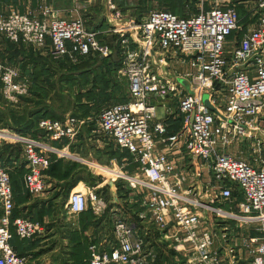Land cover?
<instances>
[{
	"label": "built area",
	"instance_id": "1",
	"mask_svg": "<svg viewBox=\"0 0 264 264\" xmlns=\"http://www.w3.org/2000/svg\"><path fill=\"white\" fill-rule=\"evenodd\" d=\"M91 2L73 0L66 9L78 16L69 18L52 4L21 12L0 0V37L73 64L87 56L115 54L118 73L127 82V101L105 106L93 131L130 158L96 166L132 191L139 209L135 221L115 217L106 236L89 241L87 263L152 264L156 253L149 235L157 230L178 250H189L193 264H264V127L258 125L264 104V0H198L195 12L181 16L152 9L138 23L110 3L113 18L121 23L113 28L118 34L113 47L99 40L81 16ZM238 5L252 7L249 15L255 20L227 47L231 33L243 29ZM176 65L187 70L170 75L166 70ZM28 81L0 63L5 99L16 101V95L26 93ZM152 100L164 111L160 120ZM175 116L182 118L181 126L168 133ZM89 121L91 117L72 115L41 118L37 126L44 140L0 134V145H21L28 196L45 192L52 155L71 157L50 142L74 140ZM247 139L257 154L253 159L259 157L261 164L225 151L232 141ZM131 164L133 169H127ZM107 206L93 188L71 191L64 204L73 216L90 208L98 217ZM0 207V264H30L31 255H19L10 241L13 234L35 240L44 226L13 216L11 179L1 155Z\"/></svg>",
	"mask_w": 264,
	"mask_h": 264
},
{
	"label": "crops",
	"instance_id": "2",
	"mask_svg": "<svg viewBox=\"0 0 264 264\" xmlns=\"http://www.w3.org/2000/svg\"><path fill=\"white\" fill-rule=\"evenodd\" d=\"M52 1L54 0H10L5 2L9 3L18 11L22 12L27 8L36 9V7L41 4H53ZM66 3H68V0L62 2V4ZM251 8L252 7H250L249 5L237 6V16L243 28L240 31L241 33H243L250 26L253 20H255L254 18L252 19L249 15V10ZM59 14L62 17L69 18H75L78 16L75 11H69L68 9L64 8L59 11ZM93 22L96 23L97 26L91 27L93 28V31L99 33L97 34V38L102 42H107L106 39L108 36L113 35L114 37L115 34H117L113 32V28H115L116 25L111 26L110 22ZM117 38L118 37H115V39ZM235 38H237L236 33L228 37L226 46L229 47L231 45V41H233ZM107 43L111 47L114 46V43ZM85 61L88 67H85L83 69H73L72 67L75 64H71L67 62V60H64L62 58L54 59L52 57L46 56L42 51L36 50L35 48L23 44L22 42H15L7 38L0 37V63L17 70L19 76H26L29 79V85L26 93L16 95V101L5 99L4 96L0 94V100L4 101L3 105L0 101V134H2L3 132L18 133L16 130L17 128L21 127L22 124L19 119L24 117V122L33 120L36 111L42 107L41 102L38 104L39 101H36L37 98L41 97V94H39V96L36 98L35 94L30 89L32 85L30 76H54V78L55 76H80L83 71L87 70L90 73V76H111L109 77V86L105 91L106 93L111 94L113 89V79L115 78V76L120 75L118 73L120 62L117 56L115 54H112L109 58H87ZM185 70H187V67L185 65H176L174 66V69L168 68L166 71L170 75H176L182 74ZM89 83L90 84L86 85V88L92 87L93 81ZM42 86L44 87V89L42 90V95H44L45 97V103H51V98H53L55 94L63 96V92L56 87L52 90L51 88H47L46 83L42 84ZM93 90L95 94H97L100 90L96 83L93 86ZM42 91L39 90L38 93H41ZM152 101H155L160 105V102L158 100ZM57 104L58 103L55 100L53 105L56 106ZM59 104L60 108H58L55 113L57 114V116H63V118L70 115V110H72L73 112L76 107L74 105V99L73 102H71L69 105L70 112H66L63 109V101ZM176 119H178L177 116L174 117V124L169 126L168 133L173 132L172 130L175 128H179L175 124L178 121ZM258 125L262 128L264 127V104L261 110V114L259 115ZM96 127V123L89 125L87 124L83 127L79 135L74 140L68 141L67 139H63L61 141L50 142L58 148L63 147L64 151H66V153L71 157H57L55 155H52L55 156V158L53 159V164H51V167L53 166L51 168V173H48V171L47 173H45L47 188L43 195L38 198L31 199L30 197L25 195L23 174L26 169L25 162L23 161L22 157V152L20 151L19 156L16 155V151L12 152L13 147L21 149V145H13V143L8 142H6L5 146L3 145L4 142H2V145H0V150L2 152L1 157L9 171L11 178L15 212L18 215L30 216L34 211H41L39 209H48L47 212L42 215L39 221L44 226V233L38 236V239L36 238L38 240L37 247L31 249V252L27 251V253L34 254L32 260H30V264H38L37 261L40 259L39 256L42 257L43 254H38L36 253V251L38 248L42 247L40 244L43 243V241H47L48 238L54 239L59 236L62 241L63 249H66L68 240L64 233V224L58 222V219H60V216L58 214L59 208H57L55 205L56 198H53V193L55 191H65L67 196L71 191H85L87 188H93L99 195L107 194L111 191L110 187L112 185H110V182L113 180H111V178H109L96 165H107L112 160L118 161V159L112 158L111 155L115 146L109 143L105 144L104 140L101 137L94 134L93 130L96 129ZM27 136L44 140L43 136H39V134H28ZM244 145L248 149L253 150V143H250L248 141ZM159 147L162 148V145L159 144ZM117 152L120 153L119 151ZM123 157H120V159ZM62 175L68 178H56ZM113 183V186H115L116 188L117 181H113ZM128 198H130L129 194ZM1 211L2 210L0 207V214ZM96 218H93L94 224L90 225L85 231V234L88 236V241L95 237H98L100 239L102 236H106L108 234L107 215L102 214L101 216H98ZM45 234L48 235L47 239L44 236ZM48 263L49 261L46 260V263L44 264Z\"/></svg>",
	"mask_w": 264,
	"mask_h": 264
},
{
	"label": "rangeland",
	"instance_id": "3",
	"mask_svg": "<svg viewBox=\"0 0 264 264\" xmlns=\"http://www.w3.org/2000/svg\"><path fill=\"white\" fill-rule=\"evenodd\" d=\"M66 0H54L52 1V5L55 7H58L62 10V8L66 9L68 7H71L73 4V0H68V3L62 4ZM88 0L84 2V0H78V3L82 5H87ZM175 4L173 10L169 8V3ZM110 3H114L118 8L122 9V13L125 16V18L129 19L130 17L133 18V20L138 23L142 18H144L148 12L152 9H162V10H170L176 14H182L183 12H195L199 8L198 0H92L91 4L82 11V18L84 21H86L87 27L90 28V30H93L91 26H97L96 23L93 21H100L101 22H110L111 26H120V21L116 20L112 16V11L109 9ZM60 5V6H57ZM109 20V21H108ZM97 22V23H98ZM95 24V25H94ZM110 26V25H109ZM110 26V27H111ZM115 37H118V34H115V36H108L106 41L109 43H114ZM3 38V37H1ZM68 76H55V78L51 79L49 81V84H54L55 87L63 92V109L66 112L72 113V110L69 109V105L71 102H73V97L76 94L78 90H88L91 89L90 87L86 88V86H82L79 82L78 85H72L68 81ZM111 77V76H108ZM113 77V76H112ZM76 81H77V77ZM99 76H91L90 80H96L100 81ZM113 89L110 95H107L108 97H103L104 101L108 104L112 101L120 100L123 98H126L127 95V83L124 78V76L119 75L115 76L113 79ZM92 82V81H91ZM90 83H87V85ZM99 87H102L101 83L98 85ZM225 93L220 95V98H224ZM106 99V100H105ZM85 100V99H84ZM89 100V99H88ZM1 101V100H0ZM86 101V100H85ZM2 105L4 104V101L2 100ZM153 104L156 106V112L155 115L157 119H162L164 117V111L161 108V106L153 101ZM70 110V111H69ZM98 114H95V119H98ZM259 120V119H258ZM181 123V121H178ZM1 129V128H0ZM248 142L247 140H242L240 142L232 141L225 147V151L237 158L247 159L251 162H254L256 164H261L262 162L259 160V157L256 153L252 152V150L248 149L244 144ZM16 145V144H13ZM19 145V144H18ZM260 159H264V153H260ZM96 170V169H93ZM110 193L107 194H101L104 198L107 199L108 205L110 206L109 215L107 217L108 221V229L107 232L111 231L112 228V219L115 217H128L130 220L132 218L127 213L129 212L128 209H134L138 210L139 206L137 204V197H131L132 191L129 189H125L121 186H111ZM130 193V194H129ZM128 194L130 195V198H128ZM55 196L56 202L55 205L58 210V214L60 216V219H58V222H61L62 224H68L71 229L72 228H79V215L73 216L66 212V209L64 207V204L67 200V194L65 191H55L53 193V197ZM110 200V202H109ZM129 200V201H128ZM61 220V221H60ZM246 229H249L251 232H254L253 228L246 227ZM64 230L66 231V227H64ZM110 230V231H109ZM154 230V229H153ZM46 231V230H45ZM46 233V232H45ZM47 239L48 235H44ZM162 234L159 233V231H153L149 235V241L150 246H152L153 250L156 253L155 260L152 264H193V261H189L191 258V252L189 250H178L177 246L173 243H170L169 241L163 239ZM41 239V238H40ZM46 244V245H44ZM68 244V241H67ZM152 244V245H151ZM42 247L38 248L36 253L43 254L39 256L40 261L38 260V264H44L46 263V260L49 261L48 264H64L63 259L65 256L63 255V249L61 238L58 236L54 239L48 238L47 241H43V243L40 244ZM46 253V254H45Z\"/></svg>",
	"mask_w": 264,
	"mask_h": 264
},
{
	"label": "trees",
	"instance_id": "4",
	"mask_svg": "<svg viewBox=\"0 0 264 264\" xmlns=\"http://www.w3.org/2000/svg\"><path fill=\"white\" fill-rule=\"evenodd\" d=\"M2 1L5 2V1H10V0H2ZM174 6H175V4H173L171 2L169 3L170 9L173 10ZM180 15L184 16V15H186V13L183 12ZM234 33H236L237 38L241 37V35H242L241 32H232L230 36H232V34H234ZM96 57H98V56H87L85 58H82L78 63H75V65H73L72 68L73 69H78V68L83 69L85 67H88V65H86L85 60L87 58H96ZM107 58H109V57H107ZM64 60H66V59H64ZM67 62H69V61L67 60ZM71 64H73V63H71ZM75 77H77V81H76ZM90 77H91L90 73L87 70H85L80 74V76H68L67 78H68L69 83L72 84L73 86L75 84L79 86V82H78L79 80H80V84L82 86H86L87 83L93 81V80H90ZM99 77L101 78L100 81L94 80L92 83L91 89L83 90V91L78 90L76 92V94L74 95V98H73L74 99V105L76 107H75V110L70 115L76 116V117H84V118L91 117V121H89L88 125L96 123L95 114L96 113L100 114L101 110L105 106L109 105L112 102H126L127 101V95H126V98L116 100V101H112V102L107 104L104 101L103 97H108L107 95H110V93L105 92L107 87L109 86V77L108 76H101V75ZM30 78L32 80V85H31L30 89L35 94L36 98L39 96V94H41V97L37 98L36 101H39L38 104L41 102L42 107L36 111V113L34 114L33 120H30L29 122H27V121L24 122V117L19 119V121H21L22 124H21V127L17 128L16 131L18 132V134H21L24 136H27L28 134L29 135H32V134L38 135L39 134V136H43V132L37 126L38 120L41 118L63 119V116L62 117L57 116V114L55 113V111H57L58 108H60L59 103H62L63 96H60L59 94H55L54 97L51 98V100H52L51 103H48V102L45 103L44 102L45 97H44V95H42V93H43L42 90L44 89L42 84L46 83L47 88H51L52 90L55 89L54 84H49V81L52 78L54 79V76H30ZM95 83L97 85H99V83H101V85H102V87L98 86L100 90L97 94H95L94 90H93V86L95 85ZM39 90H41L42 92L38 93ZM55 100L58 103L56 106L53 105ZM91 111H93V112H91ZM176 120L181 121V123H182V118H178ZM170 121L172 122V124H174L175 120H170ZM178 121L175 124L177 125V127H180L181 123H179ZM176 129L177 128L173 129L172 131L175 132L179 128L177 130ZM173 132H171V133H173ZM5 144L6 143H3L4 146H5ZM12 149H13L12 152L16 151V155L19 156L21 149H18L15 147H13ZM117 151H119L120 153H118ZM1 153L2 152L0 150V155H1ZM111 155H112V158L118 159V162L121 161L120 157L124 156L126 158H130V155L127 151H125V150L120 151L119 149H117L115 147H114V150L112 151ZM54 158H55V156H51V159H50L51 163H50L48 169L45 171V173H47V171H48V173H51V168L53 167V166L51 167V164H53ZM1 159H2V157H1ZM2 162L5 165L3 159H2ZM133 167H134V165L131 164L128 166L127 169L131 170V169H133ZM56 178L66 179L68 177H64L62 175V176L56 177ZM116 186L123 187V183L121 181H117ZM123 188H125V187H123ZM125 189H127V188H125ZM25 195L28 196L26 190H25ZM28 197H30V196H28ZM53 198H55V196ZM39 210H41V211H34L30 216H24V217H27V218H29L31 220H35V221H40V218L42 217V215L44 213L47 212L48 209H45L46 211L42 210V209H39ZM128 210H129V212H127V213L132 218V221L135 220L136 219L135 212L137 210H134V209H128ZM109 211H110V206L108 205L106 211L104 212V214H106L107 217L110 214ZM16 215H18V214L15 212V210H13V216H16ZM96 217L97 216H95L93 214L91 209L88 208L85 212L79 214V225H78L79 228H72L71 229V227L68 224L63 225V229H64V227H66V231L64 230V233H65V236L67 237V240H68V244L66 246V249L63 251V255L65 256V258L63 259L64 264H88L86 259L88 257L89 241H88V236L85 234V231L90 225L94 224L93 220ZM37 239L36 240H20V239H18V237L15 234H13L10 243L13 246L14 250L19 255L30 254L31 257L33 258L34 254L27 253V251H30L31 249H34L35 247H37V241H38ZM95 239H98V237L97 238L95 237Z\"/></svg>",
	"mask_w": 264,
	"mask_h": 264
},
{
	"label": "water",
	"instance_id": "5",
	"mask_svg": "<svg viewBox=\"0 0 264 264\" xmlns=\"http://www.w3.org/2000/svg\"><path fill=\"white\" fill-rule=\"evenodd\" d=\"M203 100H204V103L212 110L213 107L210 106V104L208 103L206 96L203 97ZM110 185L112 186L114 185L113 181L110 182Z\"/></svg>",
	"mask_w": 264,
	"mask_h": 264
}]
</instances>
